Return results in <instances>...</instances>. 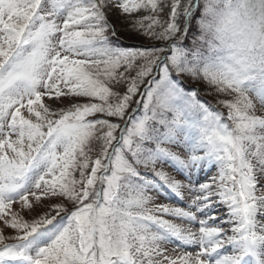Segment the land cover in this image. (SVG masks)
Masks as SVG:
<instances>
[{
	"label": "snow or ice",
	"instance_id": "snow-or-ice-1",
	"mask_svg": "<svg viewBox=\"0 0 264 264\" xmlns=\"http://www.w3.org/2000/svg\"><path fill=\"white\" fill-rule=\"evenodd\" d=\"M112 7L147 10L131 28L167 47L113 43ZM185 76L214 86L226 113ZM258 216L264 0H0V222L15 233L0 228V264H264ZM174 242L198 251L170 255Z\"/></svg>",
	"mask_w": 264,
	"mask_h": 264
},
{
	"label": "rangeland",
	"instance_id": "rangeland-1",
	"mask_svg": "<svg viewBox=\"0 0 264 264\" xmlns=\"http://www.w3.org/2000/svg\"><path fill=\"white\" fill-rule=\"evenodd\" d=\"M146 14H148L147 10H142V11H140L138 13H135V14H123L116 7H112L110 9L106 10V15L108 17V20L113 26H115V28H119L120 30H125V31L131 32V33H135L137 31V30H134V29L131 28L132 21H134L135 19L141 18V17H143ZM140 34H142V33H140ZM109 35H111V33H109ZM199 35H200V31H199L198 26H196L194 28L193 32L191 33V41H186L190 45V47H188L189 49L193 48V41ZM138 41L139 42H143V40L141 41V39H139ZM114 43H118L120 45V43L117 42V41H115ZM126 43H127V41H126ZM131 43H133V41H131L130 44ZM145 44H148V42H146ZM120 46L127 47L128 45L121 44ZM134 74L135 73H133V75ZM181 84L188 91H191L193 89H199V98L201 99V101L205 102V103H210V104L216 105L217 107H221V106L216 104V102H217L216 100L225 98L222 95L217 96L216 100H214L215 97H212V98L209 97L208 94H206L205 92L201 91V88L203 87V85L201 83H197V84L194 85V84L189 83L188 81H185V78H182ZM126 87H127V85H122V86H119L118 88H115L114 90L118 91L121 94H123L126 91ZM218 97H220V98H218ZM138 98H140V97L138 96ZM69 103H70L69 100H65L63 105H56V107H65V106L69 105ZM221 110L225 111V113H226V109H223L221 107ZM97 118H102V117L100 116V114H98ZM109 119H111L113 122H120L119 118L112 117V118H109ZM166 146L170 147L173 151L178 152L182 156L184 155L183 147H177L175 145H166ZM157 168H163V170L168 172L173 178L179 179V180H181L184 183H188V180L186 179V177L184 175H182L181 173L176 171L173 167L169 166L167 163H165L163 165L158 164ZM141 172L144 173L145 171H142V169H141ZM215 172H216V169L212 168L210 173L206 174L205 172H200L198 174V176H194L193 179H196V180H199V181H204L207 178V175H212ZM76 175H77V178H78L79 177V173L77 172ZM148 175L151 176V173H148ZM151 194L156 197L154 203H171V204H174V205H177V206H185L183 204H179L178 201L176 199H174V198L166 199L165 195H158L155 192H152ZM257 194L259 195L260 193L258 192ZM166 195L170 196L171 194H167L166 193ZM184 197H185L186 201H190V199H191V195L188 193L187 190L184 191ZM45 203L46 204H48V203L54 204V203H57V201L56 200H51V201L45 200ZM67 207L68 208H72L71 203H67ZM14 209L18 210V204L14 205ZM217 211H218L219 214L223 215L224 213H226L227 209L225 207H220ZM22 214H24V213H22ZM24 215H26V214H24ZM26 218H27V216H26ZM166 218L171 219V217H166ZM224 218L226 219L227 217L225 216ZM258 219L264 220V217H259L258 216ZM177 222H179V221H177ZM217 223H219V221H217ZM193 227H196V226H193ZM225 227L226 228H230L231 225H225ZM0 228L4 229V233H5L6 236H11V235L15 234L14 230H12L11 228H6L3 225L2 222H0ZM229 234H231V232H229ZM9 242H11V241H9ZM166 247L169 250V254L173 255V256L179 255L180 252H182V251H191V252L198 251V249L196 247H180L178 242H174V243L168 244V245H166ZM172 249H177V251L173 252Z\"/></svg>",
	"mask_w": 264,
	"mask_h": 264
},
{
	"label": "trees",
	"instance_id": "trees-1",
	"mask_svg": "<svg viewBox=\"0 0 264 264\" xmlns=\"http://www.w3.org/2000/svg\"><path fill=\"white\" fill-rule=\"evenodd\" d=\"M201 4H202V0H201ZM200 14H201L200 12H197V14H196V18L197 19L200 18ZM195 27H190V31H189V33L187 35V38L184 41H182V46L183 47H186V48L190 47V45L186 41H191V33L193 32ZM114 28H115V26H114ZM115 29H116L118 37H120L119 41H117V42H119L120 45L121 44L128 45L126 48L135 49V48H141V47L152 46V45H155L156 47H167V42L153 41L150 38H146L143 34H140L138 31H136L135 33H131V32H127L125 30H120L119 28H115ZM138 38L141 39V41L143 40V42H139ZM126 41H127V43H126ZM131 41H133V43L130 44ZM114 42H115V40L113 41V43ZM146 42H148V44H145ZM183 78H185V81H188L189 83L194 84V85L197 84V83H201L203 85V87L201 88V91L205 92L206 94H208L209 97H211V98L215 97V99L213 98L214 100H216V97L219 96V94H217L215 92L214 86H210V85H208L206 82H204L202 80L193 81L192 78L188 77V76H185ZM140 90H141V92H143L144 85L141 86ZM138 96L136 98H134V99H139ZM218 98H220V97H218ZM133 109H136V104L135 103L131 104V106L128 109V112L132 113L133 115H136V116L141 114V110L140 109H137L135 112H133ZM142 171H145V170L142 169Z\"/></svg>",
	"mask_w": 264,
	"mask_h": 264
},
{
	"label": "clouds",
	"instance_id": "clouds-1",
	"mask_svg": "<svg viewBox=\"0 0 264 264\" xmlns=\"http://www.w3.org/2000/svg\"><path fill=\"white\" fill-rule=\"evenodd\" d=\"M219 22L218 21H213V25L216 26ZM222 26V25H221ZM205 40L206 41H215L216 40V33L214 30H208L205 33Z\"/></svg>",
	"mask_w": 264,
	"mask_h": 264
}]
</instances>
